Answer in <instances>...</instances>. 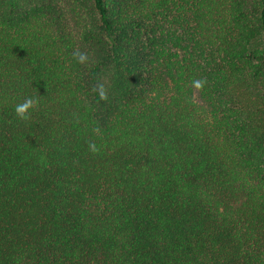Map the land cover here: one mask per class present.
Here are the masks:
<instances>
[{
    "label": "trees",
    "instance_id": "obj_1",
    "mask_svg": "<svg viewBox=\"0 0 264 264\" xmlns=\"http://www.w3.org/2000/svg\"><path fill=\"white\" fill-rule=\"evenodd\" d=\"M0 264H264V0H0Z\"/></svg>",
    "mask_w": 264,
    "mask_h": 264
},
{
    "label": "clouds",
    "instance_id": "obj_2",
    "mask_svg": "<svg viewBox=\"0 0 264 264\" xmlns=\"http://www.w3.org/2000/svg\"><path fill=\"white\" fill-rule=\"evenodd\" d=\"M74 58L78 60V62L80 63H84L87 59V57L80 52H75L74 54ZM196 87H200V82L196 81L194 82ZM35 101L33 99H27L23 104H19L15 107V112L17 114V116L21 119V120H26L28 119L29 116V112L28 110L30 108H32L34 106Z\"/></svg>",
    "mask_w": 264,
    "mask_h": 264
},
{
    "label": "rangeland",
    "instance_id": "obj_3",
    "mask_svg": "<svg viewBox=\"0 0 264 264\" xmlns=\"http://www.w3.org/2000/svg\"><path fill=\"white\" fill-rule=\"evenodd\" d=\"M195 99L199 104H202V100L200 99L198 93L195 94Z\"/></svg>",
    "mask_w": 264,
    "mask_h": 264
}]
</instances>
